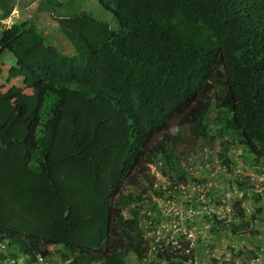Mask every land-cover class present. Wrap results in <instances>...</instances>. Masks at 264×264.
Returning a JSON list of instances; mask_svg holds the SVG:
<instances>
[{"label": "trees", "instance_id": "16d2710c", "mask_svg": "<svg viewBox=\"0 0 264 264\" xmlns=\"http://www.w3.org/2000/svg\"><path fill=\"white\" fill-rule=\"evenodd\" d=\"M13 1L0 0V21ZM96 1L115 29L55 17L73 55L29 20L0 26L30 92L0 104V264H36L50 247L69 264L139 262L149 165L183 180L174 125L204 142L235 134L264 169V0ZM212 105L221 129L209 136Z\"/></svg>", "mask_w": 264, "mask_h": 264}, {"label": "rangeland", "instance_id": "374dc122", "mask_svg": "<svg viewBox=\"0 0 264 264\" xmlns=\"http://www.w3.org/2000/svg\"><path fill=\"white\" fill-rule=\"evenodd\" d=\"M12 4L14 9L10 17L0 21V26L8 27L12 23L29 20L47 42L64 55H73L74 48L59 31L55 17L85 12L98 21L106 22L111 29L116 28L112 14L96 0H14ZM19 67L15 59L2 51L0 46V104H11L22 92L30 93L23 90L28 73ZM220 90V85L215 88L211 101ZM213 106L208 115L213 131L209 136H214L221 129ZM170 134L174 139L173 148L181 155L179 167L183 171V174L180 171L183 180H175L176 175L171 178L172 174L163 170V162L159 159L149 165L153 184L143 182L146 190L140 196V203L143 204L138 218L143 241L148 244L144 238L147 231L144 226L151 221V230L160 231L166 238L158 242L159 246L164 247L170 237L177 240L178 248L175 247L174 253L186 257L184 264H264V185L259 181L260 177H264V169L261 163L255 161L236 135L230 132L205 142L195 138L189 126L179 128L174 125L170 128ZM204 152L208 153L212 162L210 171L202 173L197 167L203 166L200 154ZM202 197L204 203L199 201ZM148 201L151 204H147ZM172 206L183 213L188 208L197 212L190 221L180 226L178 232H174L172 227L173 219L162 213ZM203 206L214 213H202ZM216 212L219 214L216 215ZM128 214V210H124V216L128 217ZM162 224L169 226L163 229ZM189 234L192 237L188 240ZM4 249H0V252L7 254ZM50 250L52 256L46 259V264L70 263L71 260L62 261L52 247ZM127 259L129 264L136 263L132 255ZM18 263H22V257ZM36 264H39L38 261Z\"/></svg>", "mask_w": 264, "mask_h": 264}, {"label": "built area", "instance_id": "2783aa9c", "mask_svg": "<svg viewBox=\"0 0 264 264\" xmlns=\"http://www.w3.org/2000/svg\"><path fill=\"white\" fill-rule=\"evenodd\" d=\"M200 161H201V164H203V166H201V167L198 166L197 168L202 173L210 171V165H211L212 159L208 155V153L204 152V154H200ZM210 177L213 178L214 175L211 174ZM259 181L261 182L262 185H264V177H260ZM199 201L201 203H204L205 202L204 197L200 198ZM164 210L162 211L163 215L164 216H170L174 221L173 225H172V227L174 228V232H178L180 230V226H182V224L185 221H187V220L190 221L197 213V212H194V210L191 208L186 209L185 210L186 212L183 213L181 210H178L175 206H172L169 211H166V209H164ZM201 212L206 214V215H211L214 213L212 210L207 208V206H203V210ZM218 214H219V212H216V215H218ZM139 219H140V217H139ZM139 219H138V222H139V226L141 227V224H140L141 221H139ZM147 223H148V225L144 226V229L147 230L146 232H144V238L148 241V251L146 253V256H144L139 262L136 261L135 264H184V262L181 261V259L184 257L173 258L170 260V262H168V261H166L165 258H160L157 256V254H158L157 248L160 249V252H164V253L168 252V253L174 254V251L176 250L175 247L178 248V242L174 237H170V239L168 241H166V244L164 247L162 245L159 246L158 242L162 241V239H164V241H165L166 238L161 235L160 231L155 232V231L151 230V226H150L152 224L151 221H148ZM168 226L169 225H167V224H162L163 229H167ZM160 236H162V237H160ZM190 237H192L191 234L188 235L187 239L189 240ZM0 249H4L3 243H0ZM180 256H181V254H180ZM38 263L39 264H46V259L39 257ZM90 264H99V263H90Z\"/></svg>", "mask_w": 264, "mask_h": 264}]
</instances>
